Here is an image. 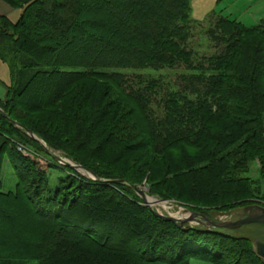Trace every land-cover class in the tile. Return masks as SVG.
Segmentation results:
<instances>
[{
	"label": "rangeland",
	"instance_id": "rangeland-1",
	"mask_svg": "<svg viewBox=\"0 0 264 264\" xmlns=\"http://www.w3.org/2000/svg\"><path fill=\"white\" fill-rule=\"evenodd\" d=\"M27 1L0 0V14L16 23ZM190 7L179 28L159 21L166 30L161 41L130 34L132 45L143 41L141 46L162 57L140 68L81 67L93 75L77 82L58 105L34 115L36 130L49 134L51 142L17 124L24 135L0 130L6 146L0 152V264H40L37 254L53 247L59 231L35 212L30 194L37 181L21 178L18 154L37 165L53 189L75 185L80 176L107 178L121 186L115 191L121 197L123 187L136 186L146 196L147 201L133 189L142 206L155 217L153 212L213 217L238 207H264V67L256 71L254 65L256 52L258 65L264 64V0H191ZM103 31L110 37L124 32L119 26ZM0 47L5 103L11 66L28 78L23 62L29 55L22 53L16 62L10 42ZM232 234L254 242L264 226ZM243 245H227L218 264L245 261L239 255ZM212 260L190 257L183 264H216Z\"/></svg>",
	"mask_w": 264,
	"mask_h": 264
},
{
	"label": "trees",
	"instance_id": "trees-1",
	"mask_svg": "<svg viewBox=\"0 0 264 264\" xmlns=\"http://www.w3.org/2000/svg\"><path fill=\"white\" fill-rule=\"evenodd\" d=\"M190 1L28 0L16 23L0 15V46L10 42L17 50V54L12 50L16 62L22 53L29 55L23 62L28 78L11 66L8 99L0 102V130L24 135L17 124L51 142L49 134L36 130L34 115L58 105L77 82L94 73L80 68H140L150 59L162 57L141 46L143 41L132 45V40L139 36L161 41V32L166 30L159 21H171L165 24L171 30L179 28L178 21L191 12ZM99 11L106 12L104 19L97 18ZM115 26L124 32L112 37L104 33L105 28L115 30ZM254 54L258 60L257 52ZM256 60L257 71L264 64L258 65ZM66 67L76 69L68 72L63 69ZM256 122L262 128L260 120ZM4 147L0 144V152ZM18 155L15 167L21 178L30 176L31 181H37V189L30 194L35 212L59 227L53 247L37 254L40 264H183L190 257L202 256L212 257L218 264L229 244H247L239 254L246 256L243 264H264L251 240L208 233L190 225L180 228L153 216L131 187H123L121 197L115 192L120 185L105 182L107 178L101 174L96 175L103 180L80 176L77 185L60 184L53 189L40 178L37 165L31 166L29 159Z\"/></svg>",
	"mask_w": 264,
	"mask_h": 264
},
{
	"label": "water",
	"instance_id": "water-1",
	"mask_svg": "<svg viewBox=\"0 0 264 264\" xmlns=\"http://www.w3.org/2000/svg\"><path fill=\"white\" fill-rule=\"evenodd\" d=\"M133 189L143 196H146L143 191L136 186ZM157 217L173 222L180 228L186 225L200 227L203 231L208 233L222 234L234 238H244L234 236L232 233L239 232L248 226H264V207L259 205L248 206L245 208H238L229 212H216L213 217H208L199 213L185 211L183 217H167L153 212ZM248 239V238H244ZM253 243L255 254L264 261V234L261 239H256Z\"/></svg>",
	"mask_w": 264,
	"mask_h": 264
},
{
	"label": "crops",
	"instance_id": "crops-1",
	"mask_svg": "<svg viewBox=\"0 0 264 264\" xmlns=\"http://www.w3.org/2000/svg\"><path fill=\"white\" fill-rule=\"evenodd\" d=\"M1 15V14H0ZM1 16H3V15H1Z\"/></svg>",
	"mask_w": 264,
	"mask_h": 264
},
{
	"label": "bare ground",
	"instance_id": "bare-ground-1",
	"mask_svg": "<svg viewBox=\"0 0 264 264\" xmlns=\"http://www.w3.org/2000/svg\"><path fill=\"white\" fill-rule=\"evenodd\" d=\"M251 231V230H250Z\"/></svg>",
	"mask_w": 264,
	"mask_h": 264
}]
</instances>
